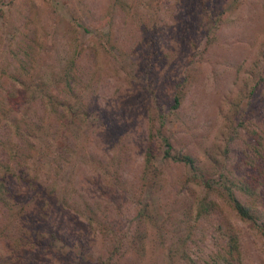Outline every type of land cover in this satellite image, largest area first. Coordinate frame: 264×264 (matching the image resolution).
<instances>
[{
    "label": "rangeland",
    "instance_id": "374dc122",
    "mask_svg": "<svg viewBox=\"0 0 264 264\" xmlns=\"http://www.w3.org/2000/svg\"><path fill=\"white\" fill-rule=\"evenodd\" d=\"M232 9V19L209 32L199 5L188 0H0V101L6 99L1 105L6 108L0 109V137L5 141L10 143L14 135L12 122L44 113L42 103L34 104L26 96V84L42 82L36 77L44 75L43 86L55 89V73L80 50L74 68L89 85L79 94L94 109L84 122L73 116L66 134L78 144L71 141L74 150L66 168L56 176L42 169L41 175L45 182L55 180L53 191L67 178L77 198L102 197L98 184L104 181L114 198L108 205L111 226L121 238L109 264H173V259L189 264L182 249L191 257L199 246L209 249L222 217L239 233L243 264H264V236L251 221L235 214L219 190L211 193L218 207L196 216L195 196L202 189H179L188 165L165 161L158 141L154 140L153 162L163 186L151 192L152 204L143 220L136 218L138 204L132 196L150 198L142 194L145 188L138 176L151 122L162 125L174 150L194 155L210 181L218 177L217 159L241 171L239 155L233 151L255 130L264 134V0H237L230 2ZM208 34L213 39L207 40ZM178 82L184 95L180 106L172 108ZM255 82L249 97L247 91ZM27 103L37 105L36 112L27 111ZM225 146L229 150L222 154ZM114 154L117 161H112ZM103 167L116 171L115 183L107 184ZM15 185L22 194L15 198L13 211L0 205V264H93L109 256V233L104 235L71 209L54 208L55 204L46 206L43 225H55L66 238V244L60 243L69 258L53 261L39 249L16 246L5 232L16 236L24 229L9 222L10 229L3 231L8 215L27 220L22 206L38 203L32 184L28 189L17 181ZM29 195L32 201L24 202ZM257 202L264 213V196Z\"/></svg>",
    "mask_w": 264,
    "mask_h": 264
},
{
    "label": "trees",
    "instance_id": "16d2710c",
    "mask_svg": "<svg viewBox=\"0 0 264 264\" xmlns=\"http://www.w3.org/2000/svg\"><path fill=\"white\" fill-rule=\"evenodd\" d=\"M191 1L193 4L197 3L199 5L201 12L202 10L208 9L205 13L200 12V15L201 19L207 23L209 32L219 27L223 20L231 18L234 9L230 10V2H237V0H217L216 2L212 0H188V2ZM211 38L213 39V35L208 34L207 40ZM190 42L192 45H195L194 40ZM79 56L80 50L77 49L76 54L69 57L71 61H68L69 63L65 62L64 66L55 73L57 74L55 78L57 87L55 89L43 86L46 84L45 79H43L45 77L44 75L36 77V79L41 78L44 81L36 82L34 85H29L30 83L26 84L28 89L26 96H29L30 101L34 102V104L37 101L38 103H42L41 108L44 113L36 115L33 119H30L26 115L25 120L20 119L21 122H12L10 128H12L11 134L14 135L9 137L10 143L8 140L5 141L6 139L0 137V146L4 147V149L0 148V150L2 149L0 153V205L6 207L9 211H13L12 206L15 198L19 194H22L20 187L17 188L15 185L16 181L22 187L25 185L27 189L32 184L35 195L34 199L38 203L36 204L33 201L32 205H29V208H26V205L22 206V209L24 208L23 219L27 220L21 222L20 220L16 221L8 215V220L7 222L5 221L6 223L2 230L6 231L10 229L11 226L8 227L9 222H12L11 225L22 226L24 231L16 236L8 230L5 232L7 237L15 238L12 239L16 246L23 243L27 249H39L49 256H52L53 261H56L55 259L59 257L65 260L69 258V251L63 250V245L60 243V240L63 244H66V238L57 231L55 225H43V218L48 214L47 205L51 207L52 204H55L54 208H58V206L64 209L68 208L81 218H85L89 225H94L97 229H100L104 235H107V233L111 235L113 239L110 241L109 256L105 260L99 258V263L96 260L93 262V264H109L112 254L120 249L118 243L121 242V238L116 229H114V226H111L108 205L114 198L110 195L108 187L102 185L104 181L98 184L100 193L103 195L102 197L97 195L96 198H87L80 195L77 198L68 189V185L66 184L67 178L62 183L63 185H56V191H53L55 180L45 182L41 175L42 169L46 173L49 171V173L52 172L56 176L66 168L74 150L70 146V143L72 141L75 145L78 144L77 140L73 141L75 137L72 136L70 138L66 134V131H70L73 116L74 118L78 116L79 120L81 119L84 122L87 119V117L86 119L84 118L85 115L91 113V108L94 109L93 104L82 101L83 96L79 94L83 86L89 85V82L82 81L77 70L74 68ZM14 76L13 74L11 75V77ZM259 78L263 80L262 75ZM178 83L179 87L173 94L172 108L180 106L184 95V91L180 86L181 82ZM256 83L247 91L249 97L253 94ZM3 101L5 103L6 99L0 101V109L6 108L1 106L4 104ZM30 103H27V111L33 110L36 112L37 105H35L36 108H33V105ZM4 116L7 118V115ZM82 124L79 126L80 128ZM161 126V124L156 126V124L154 125L151 122L148 128L147 142L143 152L138 179L141 180V186L145 188V192L142 194L150 198L143 201L139 195H132L138 204L135 213L137 220H143L142 217H147V209L152 204L149 201L152 199L151 192L154 188L157 189L159 186H163V183L159 181L158 167L153 162L156 156L155 140L162 147L161 157L165 161L188 165L189 171L185 174V179L183 178L179 183V189L191 192L193 190H191V185L199 186L202 189V191L198 189V193L195 196L197 217L206 215L218 207L219 202L211 196V193L219 190V193L226 196L235 214L241 219L251 221L253 226L259 229L264 236V213L259 211L257 207V198L264 196V134L255 130V135L245 140V145L240 148L241 151L240 149L233 151L235 155H239L238 166L241 167V171L234 172L232 168L228 165L226 166V164L222 165L217 159L215 166L217 168L219 167L217 172L218 177L216 179L212 178L210 181L194 155L173 149L172 142L162 132ZM119 138L120 136L117 137L116 141ZM117 142L119 143V140ZM227 148L224 149L222 154L228 152L229 149ZM117 156V154H114L112 161H117ZM44 166L49 168H43ZM102 171L104 178H107L111 182H107V184L115 183V177H117L115 170L109 172L103 167ZM31 198L32 196L29 195L24 202H29ZM41 212H43V216ZM198 248V253L194 257H191L188 252L186 253V249H182L181 255L184 258L185 256L190 257L189 264H243V251L239 233L226 218L222 217L219 221L217 229L213 233L210 248L206 249V245L199 246ZM82 252L85 253L83 250ZM173 254H171V258L174 257ZM178 261L180 260L178 259ZM173 262V264H179L176 259H173ZM36 264L53 263L39 260Z\"/></svg>",
    "mask_w": 264,
    "mask_h": 264
}]
</instances>
